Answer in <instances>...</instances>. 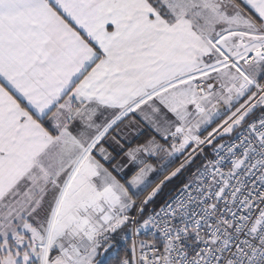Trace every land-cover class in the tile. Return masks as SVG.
I'll return each mask as SVG.
<instances>
[{"label": "snow or ice", "instance_id": "1", "mask_svg": "<svg viewBox=\"0 0 264 264\" xmlns=\"http://www.w3.org/2000/svg\"><path fill=\"white\" fill-rule=\"evenodd\" d=\"M0 264H264V0H0Z\"/></svg>", "mask_w": 264, "mask_h": 264}, {"label": "crops", "instance_id": "2", "mask_svg": "<svg viewBox=\"0 0 264 264\" xmlns=\"http://www.w3.org/2000/svg\"><path fill=\"white\" fill-rule=\"evenodd\" d=\"M110 166V165H109ZM118 176L121 175V173H116ZM150 175H153V174H150Z\"/></svg>", "mask_w": 264, "mask_h": 264}, {"label": "rangeland", "instance_id": "3", "mask_svg": "<svg viewBox=\"0 0 264 264\" xmlns=\"http://www.w3.org/2000/svg\"><path fill=\"white\" fill-rule=\"evenodd\" d=\"M153 175H154V174H153ZM153 175H150V177L153 176Z\"/></svg>", "mask_w": 264, "mask_h": 264}]
</instances>
